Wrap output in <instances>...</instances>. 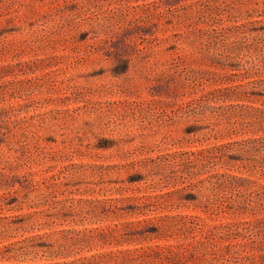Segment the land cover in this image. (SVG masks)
<instances>
[{
    "label": "rangeland",
    "instance_id": "1",
    "mask_svg": "<svg viewBox=\"0 0 264 264\" xmlns=\"http://www.w3.org/2000/svg\"><path fill=\"white\" fill-rule=\"evenodd\" d=\"M0 109L70 258L264 264V0H0Z\"/></svg>",
    "mask_w": 264,
    "mask_h": 264
},
{
    "label": "trees",
    "instance_id": "2",
    "mask_svg": "<svg viewBox=\"0 0 264 264\" xmlns=\"http://www.w3.org/2000/svg\"><path fill=\"white\" fill-rule=\"evenodd\" d=\"M6 112V110L4 111ZM3 109H0V119L3 118ZM0 138H4L7 131L0 125ZM12 129V128H11ZM25 133L16 131L3 141L10 149L26 147ZM211 147H202L193 152H202ZM19 164L11 163L10 170L0 162V258L34 257L33 253L43 251L50 258L42 262H27L19 264H88L95 254L69 257L70 245L81 229L75 227H52L47 222L46 215L51 207H64L68 201L71 205L105 204L106 198H90L82 195L66 198H56L53 189L48 184L49 176L39 174L34 167L17 171ZM39 174V175H38ZM45 184L42 187V184ZM143 195H128L121 198L142 197ZM120 198V199H121ZM26 207V210L24 208ZM18 209L17 214H5V209ZM58 212V211H57ZM54 237L45 240V237ZM8 264V263H0ZM14 264V263H10Z\"/></svg>",
    "mask_w": 264,
    "mask_h": 264
}]
</instances>
